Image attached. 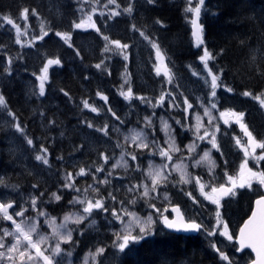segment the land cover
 I'll return each instance as SVG.
<instances>
[{
	"label": "trees",
	"instance_id": "1",
	"mask_svg": "<svg viewBox=\"0 0 264 264\" xmlns=\"http://www.w3.org/2000/svg\"><path fill=\"white\" fill-rule=\"evenodd\" d=\"M128 2L117 0L121 8L126 7ZM101 3L105 4L107 0H101ZM133 3L131 14H121L112 19L95 14V22L101 32L111 39L129 44V59L124 61L113 53L102 52L105 41L94 29L74 28L73 22H79L81 18L79 0H0V14L10 15L19 21L22 9L28 8L27 20L36 31L34 35L41 34L42 28L49 33L31 46H22L15 43L16 35L10 25L0 20V93L6 102V106L0 105V178L4 180L0 184V197H8L27 207L25 202L31 195L44 192L45 203L41 207L49 214L60 216L70 211L67 201L75 193L62 191V201L49 202L51 193L60 188L64 173L76 172L80 167H98L101 152L111 154L114 160L116 151L120 149L115 147L119 143L117 138L96 130L107 121L114 120L108 109L111 108L117 116L124 112L128 114L126 124L136 123L135 113L140 109L149 112L161 110L135 98L125 100L120 95L125 80L136 95L145 96L153 103L165 87L175 92L178 99H182L179 93H184L194 104L197 99L205 97L209 89L203 78L207 77L203 63L198 59L201 55L199 48L192 36L191 12L186 11L190 6L188 0H156L155 5L148 4L146 0H133ZM114 7L109 5V9ZM31 9H35L37 15H33ZM104 11L107 13L108 9ZM157 20L162 21L163 26L157 24ZM200 23L205 46L215 56L214 60H210L212 69L216 73L223 69L220 82L233 89L232 92H228L226 87L217 89L218 108L244 112L243 121L253 135L264 139V107L252 97L243 96L246 90L264 96V75L258 74L264 71V63L259 53H256V62L251 61V49L264 44V0H205L201 6ZM132 24L154 37L165 52L168 68L171 69V85L166 84L167 78L163 74L156 75L155 49L138 32L131 30ZM56 31L71 33L72 47L57 37ZM76 50L80 51V56L76 55ZM9 56L13 59L11 75L5 72ZM56 57L60 58L61 64L49 68L45 95L41 97L38 94L39 74L47 59ZM102 59L105 63L97 69L95 65ZM194 72L199 75H193ZM97 92L107 96V101L101 99ZM85 100L98 112L84 108ZM9 110L19 117L23 133L16 132L11 127L12 121L6 120L4 115ZM162 110L166 111V108ZM174 111L182 119L181 110ZM49 120L56 123L49 124ZM88 122L94 127H87ZM220 126L217 139L224 156L221 157L215 150L214 156L221 167H224L223 160L226 159L228 168L236 171L244 159L243 152L233 139L238 135L239 128L234 123ZM26 137L33 139L34 147L27 145ZM178 138L184 144L190 138L189 133L181 131ZM41 145L48 149V165L35 160ZM260 168L264 169V161L260 163ZM100 178L103 176L100 175ZM120 178L112 179L107 186L101 185V192L106 195L105 187L107 191H118ZM92 182L90 177H79L77 187H86ZM34 184L39 188H32ZM119 195L126 200L128 194L124 187ZM257 195L247 189H239L236 197H227L222 201L224 218L233 233H237L250 213ZM178 201L173 198V202ZM107 217L112 219L106 213L94 214L91 217L94 225L89 226L91 221H88L77 226L84 231L83 235L74 232V238L79 243L74 248L65 247H70L78 257L88 249L106 246L108 254L104 264H226L212 248L214 241L211 237L204 236L202 232H171L162 222L155 224L151 236L131 244L125 253H120L113 244L115 235L108 231L111 224L106 221ZM220 249L226 250L223 246ZM243 255L247 260L251 257L248 251Z\"/></svg>",
	"mask_w": 264,
	"mask_h": 264
},
{
	"label": "snow or ice",
	"instance_id": "2",
	"mask_svg": "<svg viewBox=\"0 0 264 264\" xmlns=\"http://www.w3.org/2000/svg\"><path fill=\"white\" fill-rule=\"evenodd\" d=\"M88 2L89 0H81L82 4H87ZM146 2L151 5L156 4V0H146ZM204 2L205 0H199L195 8L189 6L186 11L193 12L198 19L201 14V6ZM100 3L101 0H92L91 11L86 13L87 25L85 24V20L81 19L79 22H73V26L76 29L85 27L94 29L105 41L102 49L103 53H113L122 57L124 61H128L129 53L127 50L130 47L129 44L122 43L119 39H111L108 35L101 32L96 22L92 20V16L98 11L96 5ZM188 3L191 5L192 0H188ZM109 5H114L115 7L109 9ZM103 8L108 9L107 13L99 11V15H106L107 19H112L121 14H131L134 11V3L133 0H129L127 6L121 8L117 0H107V3L103 4ZM81 11H83V8H81ZM31 13L37 15L35 9H31ZM28 14L29 9L24 8L20 12L18 19L27 21ZM197 19L192 20V36L197 48L203 46V54L198 59L203 63L207 76L211 78L208 80L202 77L209 89L205 97L197 99L194 104L184 93H179L182 99H178L175 92L165 87L158 98L155 99V103H153L151 99L145 96L136 95L131 85L125 80L122 87L126 85V90L120 92V95L125 100L132 101L135 98L145 104L151 105L153 109H180L183 118L175 119L169 116L168 119H165L164 117H159L160 123L157 126L154 123L157 114L153 111L151 115L144 117V126L142 128H139L138 131L129 130L131 134L126 135L124 140L125 142L131 141V147H127L125 151H122L119 160H116L115 163H110L113 160L111 154L101 152L99 154L100 166L87 169L80 167L75 173L65 172V178L61 182L60 188L57 192L51 193L49 202L62 201L64 199L62 191L75 193L76 195L68 200L67 204L69 208L79 206L80 210L75 213L71 211L65 213L59 223H57V217L51 216L41 207L45 203L43 197L46 193L44 192H39L38 195H31L25 202L27 207L21 205L16 200L0 201V264H65V260H67V264H72L71 258L73 257V252L71 250L66 251L62 245L74 248L79 243V240L74 238V232L83 235L84 231L82 227H69V225L81 226L85 222L91 221V217L94 214L101 212L109 214L113 220L123 225L122 231L115 233L116 240L113 241V244L120 253H125L131 244L151 234L153 225L157 223V220L154 219V214H158L160 222L169 230L205 232L210 237L219 234L233 243L236 253L243 254L247 250H250L251 253L255 254L247 261V264H264V169L260 168V163L264 161V139H257L248 126L243 123L244 112H236L230 109L225 111L219 110L217 106V89L226 87L222 85L219 79L223 73V69H220L217 73H213L212 68L209 67L208 62L214 60L215 56L205 46L203 26L197 23ZM0 20L6 21L7 24L15 28V43L21 44L20 26L15 23L10 15L0 14ZM156 23L163 26L162 21L157 20ZM131 30L138 32L140 37L148 41L150 46L156 50V59L158 61L166 59L165 52L161 50L159 43L154 37L146 35L135 24L131 25ZM24 34H27L26 30ZM48 34V31H44L42 28L41 34L34 35L28 41L29 46L37 40H43ZM55 35L68 43L69 47H72L70 43L71 33L56 31ZM221 52H223V49H221ZM256 53L260 54V59L264 63V44L260 48L251 49V61L253 63L257 60ZM76 55L80 56L79 50H76ZM12 63L13 59L9 56L7 67L5 68V72L8 75H11ZM104 63L105 61L102 59L95 67L100 69ZM60 64L61 60L59 57L47 59V62L41 69V75L38 77L40 81L39 96L43 97L45 95V82L48 80L49 67ZM164 67L167 69L163 73L167 77L166 84L171 85V69L167 67V64ZM257 67L259 68L260 65H257ZM125 68H127V64H125ZM154 70L157 76L161 75V69L158 65H154ZM108 74L111 75L110 72ZM258 74L264 75V71H260ZM193 75L199 74L194 72ZM226 90L228 92L233 91L230 87H226ZM64 94L67 95V93ZM97 95L105 101L108 99L107 96H104L100 92H97ZM243 96L252 97L264 107V99H261L259 94L254 95L252 92L246 90L243 92ZM0 105L6 106L2 93H0ZM83 106L84 108H91L93 112H98V109L92 107L87 100L83 102ZM108 111L112 113V116L121 125L124 124V121L111 108ZM217 112L219 115H214ZM8 115L14 121L11 127L16 132L23 133L24 128L21 126L16 113L9 110ZM40 115L43 116L44 113L41 112ZM226 115H231L235 118V123L240 125L247 139L242 142L240 137H233L236 146L242 150L244 159L236 175L228 173L227 167L229 162L226 159L223 160L226 182L217 184L215 182V170L219 167V164L211 159L210 153L215 150L221 157L224 156L221 144L217 139V133L220 132L221 127L217 121L223 119ZM169 120H172L173 123H169ZM223 122L226 125L229 124L227 119H223ZM48 123L54 125L56 122L49 120ZM173 124L178 126V128L173 127ZM87 127L93 128L94 126L88 122ZM96 130L108 136L110 127L105 124ZM181 131L191 133V139L187 144H183V147H181L180 143H177ZM160 133H163V137L160 136ZM26 143L34 147L32 138L26 137ZM202 143L209 144L211 147L204 150L203 155H200L198 149L201 148ZM115 147L124 148L125 145L117 143ZM257 149H260L259 154H257ZM47 155V147L41 145L39 153L35 155V160L41 162L43 165H48L49 160ZM157 157L160 159L159 165L154 163ZM250 159L254 161L256 170H253V167H249ZM204 164L208 165V180H205L203 176L193 175L189 172L190 168L196 169ZM119 168L136 173L135 176L128 178L129 184L125 188V192L130 198L126 200L118 199L114 191H107V187L104 189L106 195L101 192V185L107 186L111 183L112 179L119 178L117 173V169ZM97 174H101L103 178L101 179ZM175 174H179L178 181L174 179ZM79 177H90L93 183L88 184L85 188L77 187V178ZM137 180L138 182H133ZM3 183V178H0V184ZM177 183L185 185L194 184L204 199L215 206L210 211L212 219L215 221L210 228H206L197 218L186 216L179 205H172L166 192H163V198L169 203L171 212L175 213V216L170 218L169 215L164 214L169 212L168 207H157L155 201L161 198L162 190L166 189L169 185L175 186ZM32 188L38 189L39 185L34 184ZM238 189H247L255 192L258 194V198L255 200V207L250 210L251 215L243 221L238 233H233L230 230L229 222L224 218L222 200L225 197L231 198L236 196ZM186 195L190 198L193 205L202 206L201 201L192 192H187ZM109 201L118 204L120 207H110ZM141 201L153 209V212L141 217L136 211L132 210ZM30 211L34 214L31 217L27 215ZM4 222H9L7 227L2 226ZM94 224L95 221H91L89 226ZM41 229H51V231L47 235H43ZM34 236L37 239H34ZM212 248L219 255L221 261L226 262V264H239L238 261H235L226 252L217 247L215 243L212 244ZM107 254L108 249L106 246H96L94 250L90 249L84 255L81 264H104Z\"/></svg>",
	"mask_w": 264,
	"mask_h": 264
},
{
	"label": "rangeland",
	"instance_id": "3",
	"mask_svg": "<svg viewBox=\"0 0 264 264\" xmlns=\"http://www.w3.org/2000/svg\"><path fill=\"white\" fill-rule=\"evenodd\" d=\"M198 2H199V0H192V3L190 5V7L195 8L197 6ZM79 6H80V11H81V8H83V11H81L80 20L84 19L85 20V24L87 25L88 21H87L86 13L91 11L92 0H89V2L87 4H82L81 0H79ZM96 7L98 9L97 13H99V11H104L102 3L96 5ZM97 13H95V14H97ZM95 14L92 16V20H94V21H95ZM12 19L15 21L16 24H18L20 26V29H21V35H20L21 45H29L28 41L31 40V38L34 36V33H36V31L34 29H32V26L29 24L28 20L24 21L23 19H21V20L17 21L14 18H12ZM193 19H194V13L191 12V24H192V20ZM4 24H7V22L4 21ZM10 27L14 30V33L16 35L15 28L12 25H10ZM85 28H88V27H85ZM25 30L27 31V34H24ZM199 51H200V54L202 55L203 54V46L199 48ZM155 55H156V50H155ZM165 64H167L166 59H164L162 61H158L156 59V65H158L160 67L161 74H163L167 70L164 67ZM208 65H209L210 68H212L211 65H210V61L208 62ZM167 67H168V65H167ZM204 70H205V74H204L205 77H207V79L210 80L211 78L207 76V72H206L205 68H204ZM212 71H213V73H216L213 69H212ZM48 73H49V69H48ZM40 75H41V72H40L39 76ZM122 85H124V83ZM126 87H127L126 85L124 87L121 86L120 92L122 90H126ZM260 96H261V99H264L263 94H261ZM174 110H176V109H167L166 108V111H164L162 109L160 111H155L156 114H157V117L154 119V123L157 126H159V123H160L159 117H164L165 119H168V117L171 116V117H174L175 119H179L178 115L175 113ZM219 110L220 111H225V110H221V109H219ZM152 112H149V110H147V109H140V111H138V113H135L136 123L134 122V123H131V124H126L125 120H126V117H127L128 114H126L125 112L121 116H119L121 118V120L124 121L123 125H121L115 119V117H114L113 121H107L105 123V124L109 125V127H110L109 136L117 138L118 139L117 141H119V143L121 145H125L124 148H120V149H118L116 151L115 159L112 160L110 163H115L116 160H119L121 152L125 151L127 149V147H131V141L125 142V140H124V137L126 135H130L131 134L129 130L132 129V130H137L138 131L139 128H142L144 126V117L151 115ZM236 112H238V111H236ZM214 115L218 116L219 113L218 112L214 113ZM4 116L6 117L7 121H9V120L12 121V118L7 113ZM223 119H227L229 121L228 125H231L233 123L236 124L238 126V128H239V133H238V135L236 137H240L242 139V142L246 141L247 138L244 136V133H243L240 125L235 123V118L234 117H232L231 115H226ZM223 119L218 120L217 123H219L220 125L224 124ZM12 123H14V121H12ZM169 123H173L172 120H169ZM193 123H194V121H193ZM205 123H206V119H205ZM243 123L246 124L244 121H243ZM173 127H175L174 124H173ZM249 130H250V128H249ZM160 136L163 137V133H160ZM189 137L190 138H188V140H186V142L184 144H187L189 142V140L191 139V133H189ZM161 142H163V141H161ZM177 143H180L181 147H183V144L180 142L179 138L177 139ZM210 147H211V145L206 144V143H202L201 144V148L198 149L199 154L203 155V151L209 149ZM256 151H257V154H259L260 149H257ZM210 157L217 164H219V167L215 170V177H216V181L215 182L217 184L225 183L226 182V177L224 176V170L225 169H224V167H221V164H220L218 158H216L214 156V150L210 153ZM154 163L156 165H159L160 164V159L157 157L156 160L154 161ZM145 167H146V163H145ZM249 167H253V170H256V168L254 167V161H252L251 159L249 160ZM207 168H208V165L204 164L201 167L196 168V169H191L190 168L189 172L192 173L193 175L203 176L205 180H208ZM227 171H228L229 174L236 175L238 173V171H239V167H238V169L236 171H233V168L229 167L227 169ZM118 172H121L120 174H118L119 177H121V178L119 179L120 182L118 183L119 185L117 187L118 191H116L115 194H116L118 199H122V197L120 195L118 196V192H120V190L122 192L123 187L126 188L128 186V184H129V179L128 178L132 177V176H135L136 173H132L130 171H126L123 168L117 169V173ZM73 173H75V172H73ZM97 175L100 176L101 174H97ZM174 179L178 181L179 180V174H175ZM133 182H138V180L137 181H133ZM82 188H85V185ZM206 191H207V189H206ZM163 192L167 193L169 202L172 205L173 204H180L181 207L183 208L184 213H185L186 216L197 218L198 221L202 222L205 225L206 228H210L211 225L215 223V221L212 219V216L210 214V211L213 210L215 206L211 205L208 201H206L204 199V197L200 194L197 186H195L194 184L185 185V184L177 183V184H175V186L172 185L171 188L168 186L166 189H163L162 190V194H161V198L156 200L155 203H156L157 207L163 206V207L170 208L169 203L166 202L164 200V198H163ZM187 192H192V194L194 196H196L197 199H199L201 201L202 206L193 205V203L190 200V198L186 195ZM173 194H175V195H173ZM237 195H238V191H237ZM236 196H234V197H236ZM175 197L177 198V200H179L178 202H173V198L175 199ZM127 198L128 199L130 198L129 195H127L126 199ZM0 201H5V202L6 201H10V198H8V197H6V198L5 197L4 198L0 197ZM109 206L110 207H117V208L120 207L118 204H114L111 201H109ZM79 210H80V208L78 207V208H71L70 211L75 213V212H78ZM132 210L136 211L141 217H144V216L148 215L149 213L153 212V209L149 208L147 206V204L142 202V201L137 203V205H135ZM9 211H11V210H9ZM64 214H62L60 216H55V217H57V223H59L60 220H62ZM164 214L165 215H170V212H167V213H164ZM27 215L29 217H31L34 214L30 211ZM51 216H53V215H51ZM154 219L157 220V223H160V217H159L158 214H154ZM106 221L111 224V228H109L108 231L109 230L112 231L114 235H115L116 232L122 231L123 225H121L118 221H115V220H113L111 218H108V217H107ZM8 223L9 222H4L2 226L7 227ZM155 224L153 225V229H152L151 234L146 236V237H149V236L152 235ZM69 227H77V226L70 224ZM50 231H51V229H41V233L43 235H47ZM134 234H135V232H134ZM202 234L204 236L208 237V235L205 232H202ZM146 237H144V238H146ZM34 239H37V237L34 236ZM114 239L116 240V236H115ZM211 240L214 241V243L216 244L217 247L222 248V246H223L224 248H226V250L224 252H226L235 261H238L239 264H245L248 261L246 256H244L243 254H239V253L235 252V249H233V246L226 239V237H223V236H220L219 234H217L216 236L211 237ZM139 241H141V240H139ZM62 247H64L66 251L70 250V247L66 248L64 245H62ZM89 250L90 249H88L87 251H85L84 254L79 255L78 257H76L75 256V252H73L71 250L73 252V257L71 258L72 259V264H81L82 258L84 257V255ZM92 250H94V249H92ZM65 264H67V260H65Z\"/></svg>",
	"mask_w": 264,
	"mask_h": 264
},
{
	"label": "water",
	"instance_id": "4",
	"mask_svg": "<svg viewBox=\"0 0 264 264\" xmlns=\"http://www.w3.org/2000/svg\"><path fill=\"white\" fill-rule=\"evenodd\" d=\"M200 18V17H199ZM197 19L196 18V16H195V14H194V19H197V23L198 24H200L201 25V23H200V19ZM192 31H193V26H192ZM258 198V196L254 199V202H253V207L252 208H254L255 207V200ZM175 205H179V204H175ZM180 206V205H179ZM181 207V206H180ZM181 210L183 211V209L181 208ZM170 211H171V208H170ZM172 213V212H171ZM173 214V216H175V213H172ZM249 215H251V212H250V214ZM248 215V216H249ZM248 216L245 218V219H247L248 218ZM170 217V216H169ZM172 217V216H171ZM170 217V218H171ZM243 223V222H242ZM242 225V224H241ZM240 225V226H241ZM165 227V226H164ZM166 228V227H165ZM167 229V228H166ZM168 231H171V232H175V233H180V234H198L199 232H195V231H188V232H185V231H173V230H169V229H167ZM238 231H239V229H238ZM238 233V232H237ZM250 251V250H249ZM253 254V256L255 255L254 253H252Z\"/></svg>",
	"mask_w": 264,
	"mask_h": 264
}]
</instances>
